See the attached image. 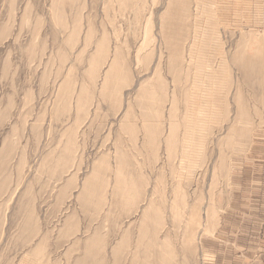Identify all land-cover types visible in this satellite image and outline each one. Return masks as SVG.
Instances as JSON below:
<instances>
[{"label": "rangeland", "instance_id": "374dc122", "mask_svg": "<svg viewBox=\"0 0 264 264\" xmlns=\"http://www.w3.org/2000/svg\"><path fill=\"white\" fill-rule=\"evenodd\" d=\"M264 264V0H0V264Z\"/></svg>", "mask_w": 264, "mask_h": 264}, {"label": "crops", "instance_id": "0c3cea01", "mask_svg": "<svg viewBox=\"0 0 264 264\" xmlns=\"http://www.w3.org/2000/svg\"><path fill=\"white\" fill-rule=\"evenodd\" d=\"M37 264H39V263H37Z\"/></svg>", "mask_w": 264, "mask_h": 264}]
</instances>
